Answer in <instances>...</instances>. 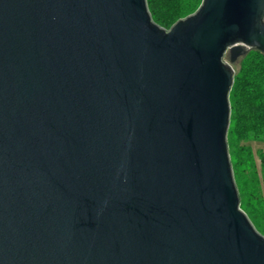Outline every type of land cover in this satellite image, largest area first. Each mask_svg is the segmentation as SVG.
Here are the masks:
<instances>
[{
  "label": "water",
  "instance_id": "95a60500",
  "mask_svg": "<svg viewBox=\"0 0 264 264\" xmlns=\"http://www.w3.org/2000/svg\"><path fill=\"white\" fill-rule=\"evenodd\" d=\"M264 0H0V264H264L228 145ZM226 56L229 60H226Z\"/></svg>",
  "mask_w": 264,
  "mask_h": 264
},
{
  "label": "trees",
  "instance_id": "16d2710c",
  "mask_svg": "<svg viewBox=\"0 0 264 264\" xmlns=\"http://www.w3.org/2000/svg\"><path fill=\"white\" fill-rule=\"evenodd\" d=\"M201 3L202 0H148L154 21L166 29L194 13ZM230 103L228 145L241 208L264 235V174L261 179L252 148L244 145L249 141L264 143V54L261 52L250 51L240 58Z\"/></svg>",
  "mask_w": 264,
  "mask_h": 264
},
{
  "label": "rangeland",
  "instance_id": "374dc122",
  "mask_svg": "<svg viewBox=\"0 0 264 264\" xmlns=\"http://www.w3.org/2000/svg\"><path fill=\"white\" fill-rule=\"evenodd\" d=\"M226 60H229L228 56H226ZM239 60L234 64L235 69H237L238 67ZM244 145L250 146L252 148L255 161H256L257 171H258L259 177L262 179V176L264 174V160L262 158V156L264 155V143L257 142V141H249L247 143H244ZM262 190H263V196H264V187H262Z\"/></svg>",
  "mask_w": 264,
  "mask_h": 264
}]
</instances>
